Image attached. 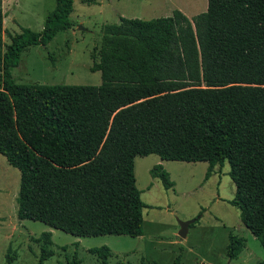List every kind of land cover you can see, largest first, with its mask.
Instances as JSON below:
<instances>
[{
  "label": "trees",
  "instance_id": "1",
  "mask_svg": "<svg viewBox=\"0 0 264 264\" xmlns=\"http://www.w3.org/2000/svg\"><path fill=\"white\" fill-rule=\"evenodd\" d=\"M55 3L41 31L23 28L0 54V154L20 174L17 219L78 237L141 236L136 156L207 162L205 179L227 162L229 202L264 249V0H207L191 19L178 9L120 16L103 26L90 67L99 85L17 84L10 70L21 53L74 25L73 0ZM2 20L0 7V34ZM150 173L173 187L161 165ZM33 240L42 264L51 233ZM245 246L230 234L228 259ZM89 251L108 264L107 246Z\"/></svg>",
  "mask_w": 264,
  "mask_h": 264
},
{
  "label": "rangeland",
  "instance_id": "2",
  "mask_svg": "<svg viewBox=\"0 0 264 264\" xmlns=\"http://www.w3.org/2000/svg\"><path fill=\"white\" fill-rule=\"evenodd\" d=\"M55 0H0L3 12L0 54L10 37L23 28L39 32ZM207 0H73L69 19L73 27L58 32L46 45L23 51L10 70L17 84L93 85L101 83L99 71L90 67L98 59L101 32L119 17L151 19L167 17L175 9L189 19L205 11ZM1 69V60H0ZM161 165L173 187L166 189L150 171ZM207 162L164 160L158 155L136 156L133 172L141 191L143 235L78 237L40 221L18 220L16 198L20 174L0 154V264H38L40 243L33 238L51 233V256L42 264H66L73 257L79 264H100L91 248L107 246L108 264H256L264 259L259 240L243 225L240 211L230 204L235 186L225 162L205 179ZM200 215V216H199ZM196 219L184 238L178 235L180 221ZM244 237L246 246L229 260V235Z\"/></svg>",
  "mask_w": 264,
  "mask_h": 264
},
{
  "label": "water",
  "instance_id": "3",
  "mask_svg": "<svg viewBox=\"0 0 264 264\" xmlns=\"http://www.w3.org/2000/svg\"><path fill=\"white\" fill-rule=\"evenodd\" d=\"M196 219H190L185 221H180V228L178 231V235L182 238H184L187 234L188 227L191 223H193Z\"/></svg>",
  "mask_w": 264,
  "mask_h": 264
}]
</instances>
